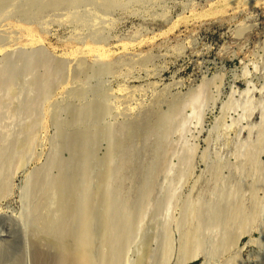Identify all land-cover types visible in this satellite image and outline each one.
<instances>
[{
	"label": "rangeland",
	"instance_id": "rangeland-1",
	"mask_svg": "<svg viewBox=\"0 0 264 264\" xmlns=\"http://www.w3.org/2000/svg\"><path fill=\"white\" fill-rule=\"evenodd\" d=\"M50 1L0 7V264H55L33 240L52 184L95 186L106 154L119 264H264V0Z\"/></svg>",
	"mask_w": 264,
	"mask_h": 264
},
{
	"label": "bare ground",
	"instance_id": "bare-ground-1",
	"mask_svg": "<svg viewBox=\"0 0 264 264\" xmlns=\"http://www.w3.org/2000/svg\"><path fill=\"white\" fill-rule=\"evenodd\" d=\"M6 0H0V7L1 5L4 4ZM71 1V0H70ZM89 1V0H88ZM108 1V0H107ZM111 1V0H110ZM120 1V0H119ZM34 2V1H33ZM60 0H51L48 4L50 6H54L58 4ZM74 2V0H73ZM112 3V2H111ZM41 4V3H40ZM45 4V2H44ZM68 4V3H67ZM47 6V5H46ZM104 6V5H103ZM125 6V5H124ZM40 7V6H39ZM110 7V6H109ZM92 13V12H91ZM160 16V15H159ZM110 23V22H109ZM107 25V24H106ZM247 26V25H246ZM12 33V32H11ZM1 35V34H0ZM83 37V36H82ZM20 39V38H19ZM105 42V41H104ZM45 54V53H44ZM65 63V62H64ZM86 63V62H85ZM84 64V63H83ZM102 64V63H101ZM64 65V64H63ZM77 65V64H76ZM74 65V66H76ZM79 65V64H78ZM81 66V65H80ZM77 66L81 69V71L84 70V67ZM100 66V65H99ZM30 67V66H29ZM3 68V67H2ZM78 68V69H79ZM88 70V69H87ZM78 71V70H77ZM128 71V70H127ZM3 72V71H2ZM130 72V71H128ZM82 73V72H81ZM1 75V74H0ZM116 76V75H115ZM129 81V80H128ZM7 85V84H6ZM76 85V83H75ZM128 87V86H127ZM121 91V90H120ZM66 92V91H65ZM61 93V92H60ZM120 93V92H119ZM48 94V93H47ZM65 94V93H64ZM127 97V96H126ZM121 98V97H120ZM57 104V103H56ZM79 104V103H78ZM52 105V104H51ZM185 105V104H184ZM81 106V105H80ZM92 106V105H90ZM34 107V106H33ZM89 108V106H86ZM79 108V107H78ZM81 108V107H80ZM82 109V108H81ZM80 109V110H81ZM85 107L83 108V110ZM87 109V108H86ZM106 106L104 104H99L95 105L93 107H90L88 111L90 112V116L92 114L95 115L94 117H100V115H104L106 113ZM75 110V109H74ZM82 110V113H83ZM125 110V109H124ZM85 111V110H84ZM88 112V113H89ZM81 113V115H82ZM86 113V114H88ZM109 113V112H108ZM117 114V113H116ZM109 115V114H108ZM129 115V114H128ZM132 115V114H131ZM163 115V114H162ZM87 116V115H86ZM86 116L82 117L85 118L86 120L91 118L90 116L86 118ZM130 116V115H129ZM79 117V116H78ZM105 117V116H104ZM131 117V116H130ZM100 121V120H99ZM98 122V121H97ZM89 123V122H87ZM100 123V122H98ZM104 123V122H103ZM131 123V122H130ZM105 124V123H104ZM132 124V123H131ZM87 125V124H86ZM84 126L82 128H78L77 131H75V141L73 138H71L74 142H76V152H80L81 149L83 148V143L93 140L94 137H101L105 138L108 140V129L107 128H101L97 124V129L94 128L95 126L91 127L92 125ZM126 125V124H125ZM129 125V124H127ZM135 125V124H134ZM142 125V124H141ZM148 125V124H147ZM83 126V125H82ZM41 128V127H40ZM39 128V129H40ZM135 128V127H134ZM31 130V128H29ZM147 129V128H146ZM113 131V130H112ZM124 131V130H123ZM29 132V130H28ZM31 132H29L30 134ZM113 133V132H112ZM110 134V133H109ZM27 135V134H26ZM32 135V134H30ZM108 135V137H107ZM29 136V135H28ZM111 136V135H110ZM25 137V136H24ZM64 137V136H63ZM20 139L22 137H19ZM27 138V136H26ZM31 138V137H29ZM69 138V137H68ZM101 138H99L101 140ZM111 138V137H109ZM25 139V138H24ZM70 139V140H71ZM37 140V139H36ZM95 140H98V138L94 139V142L97 144L98 141L96 142ZM105 140V139H104ZM105 140V141H106ZM24 141V140H23ZM28 141L26 143L28 146ZM64 141V139H63ZM102 141V140H101ZM63 143V142H62ZM73 143V142H71ZM15 144V143H14ZM111 144V143H110ZM66 145V144H65ZM90 144L89 146H91ZM16 146V145H15ZM13 147V146H12ZM21 147V146H20ZM87 147V145H86ZM85 147V148H86ZM92 147V146H91ZM27 148V147H26ZM30 148V147H29ZM96 148V147H95ZM114 147L111 148V150ZM118 148V147H117ZM10 149V148H9ZM89 149V148H87ZM83 150V149H82ZM84 149L83 151H85ZM92 150V148H91ZM95 150V149H94ZM110 150V148L108 149ZM31 151V150H30ZM83 151L81 153H83ZM87 151V150H86ZM94 152V151H92ZM111 152V151H110ZM87 153V152H86ZM138 153V152H137ZM77 153V158H78ZM112 154V153H111ZM87 155V154H86ZM91 155V153H90ZM114 155V154H113ZM112 155V156H113ZM20 156V155H19ZM3 157V156H1ZM21 157V156H20ZM24 157V156H23ZM93 157H95L93 155ZM110 154H106V156L102 159L97 161L96 160V168L99 165L100 170L95 176H97V183L95 186L88 184L89 179H91L88 176V173H86V178L82 177L83 179L78 181L82 182V186L78 188L77 186V179H74L71 184H68L63 176H59L55 182L52 184V189H55L54 192H57L58 195V204L57 206L61 210L60 217L58 218L54 217L56 216L54 214L52 215H45L38 221L39 223H42L39 225L38 232L36 231L33 240H34V246L36 248V253H41L45 250V248H48L52 254H54L55 257V264H119V256L121 255L120 249L117 248V244L123 239L120 237H123V235L127 232L123 231H116L117 229H120L119 227L116 226L117 222L119 221L118 219V211L116 210L117 206L116 203L114 204V199H112L108 194V189L109 186L107 187V183H109V177L110 172L112 169L110 168V164L112 161L110 160ZM87 158V157H86ZM90 158V157H89ZM92 158V157H91ZM90 158V159H91ZM8 159V158H7ZM84 159V157L82 158ZM89 159V160H90ZM86 160V159H85ZM88 160V161H89ZM94 160V158L92 159ZM113 160V159H112ZM95 161V160H94ZM111 161V163H109ZM57 162V161H56ZM83 162V161H82ZM86 161H84L85 164ZM6 163V162H5ZM92 163V162H91ZM95 163V162H94ZM93 163V164H94ZM9 164V163H8ZM21 165V164H20ZM86 165V164H85ZM81 166V165H80ZM85 167V166H83ZM82 167V168H83ZM89 167V166H88ZM93 167V166H92ZM91 167V168H92ZM98 167V168H99ZM114 167V166H113ZM3 168V167H2ZM97 168V169H98ZM96 169V171H98ZM87 171L88 168L86 169ZM92 171V169L90 170ZM38 172V171H37ZM65 172V171H64ZM85 172V171H84ZM93 172V171H92ZM116 173V172H115ZM9 174V173H8ZM11 174V173H10ZM68 174V173H67ZM112 174V173H111ZM37 175H39L37 173ZM36 175V176H37ZM91 175V174H90ZM118 175V174H117ZM35 176V177H36ZM82 176V175H79ZM92 176V175H91ZM45 177V176H44ZM38 178V176H37ZM89 178V179H88ZM42 179V178H41ZM111 179V177H110ZM34 180V179H33ZM36 181V180H35ZM93 182V180H91ZM96 181V180H95ZM132 181V180H131ZM38 182V181H37ZM32 183V182H31ZM40 183V182H39ZM38 183V184H39ZM37 185V183H36ZM40 185V184H39ZM80 185V184H79ZM109 185V184H108ZM1 186V185H0ZM41 186V185H40ZM38 187V186H37ZM42 188V187H41ZM40 189L39 191H42L43 189ZM51 189V188H50ZM111 190V189H110ZM46 189V193H47ZM52 192V190H51ZM43 193V192H42ZM55 194V193H54ZM45 196V195H44ZM57 199V198H56ZM57 202V201H56ZM129 203V201H128ZM245 203V202H244ZM122 206H119V208ZM127 208V206H126ZM238 208V207H237ZM37 210V209H36ZM58 210V209H57ZM122 210V209H121ZM126 210V209H125ZM257 210V209H256ZM56 211V210H55ZM194 211V210H193ZM231 211V210H230ZM233 211V210H232ZM128 212V211H126ZM36 213V212H35ZM132 214V213H131ZM3 215V214H2ZM43 215V214H42ZM244 215V214H243ZM5 216V215H4ZM41 216V214L39 215ZM119 216H122L121 213ZM124 218V216H122ZM121 217V218H122ZM252 217V216H251ZM37 218V217H36ZM253 218V217H252ZM96 221V222H95ZM36 222V223H37ZM95 222V223H94ZM123 223V222H122ZM129 223V222H127ZM244 224L243 222H240ZM248 223V222H247ZM74 224V227H71ZM97 224V225H95ZM121 224V223H120ZM254 224V223H253ZM38 225V224H37ZM246 225V224H245ZM250 225V224H249ZM121 226V225H120ZM127 226V225H126ZM129 226V224H128ZM248 226V225H247ZM97 227L99 229V238L101 243L106 247V249L99 250L98 248V262L95 259V253H94V248H95V240H94V235L95 231L94 229ZM74 228V229H73ZM96 230V229H95ZM123 230V229H122ZM125 230H127L125 228ZM97 231V230H96ZM123 233L122 234H118ZM186 232V231H184ZM195 233V232H194ZM119 235V238L117 236ZM128 234V233H127ZM122 235V236H121ZM97 236V234H96ZM126 236V235H125ZM124 236V237H125ZM228 236V235H227ZM4 235L0 234V238H3ZM186 245L184 246V251H183V257L185 255L189 257L195 256V254L198 253L199 247L196 245L195 239L193 238V235L191 234H186L185 236ZM195 237V236H194ZM97 238V237H96ZM119 239H121L119 241ZM2 240V239H1ZM98 240V238H97ZM99 241V240H98ZM119 241V242H118ZM126 241V240H124ZM31 243V242H30ZM97 243V242H96ZM185 243V242H184ZM227 243V242H226ZM101 244V245H102ZM122 245V243H120ZM184 245V244H183ZM100 247V246H99ZM237 251V250H236ZM120 254V255H119ZM38 255V254H37ZM184 258V259H185ZM54 259V257H53ZM38 260V259H37ZM186 261V260H185ZM232 262V261H231ZM207 263V262H206Z\"/></svg>",
	"mask_w": 264,
	"mask_h": 264
}]
</instances>
